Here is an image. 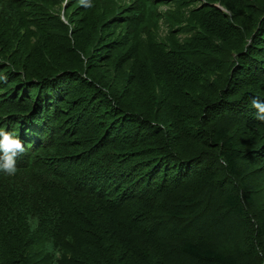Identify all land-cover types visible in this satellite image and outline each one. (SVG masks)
<instances>
[{
  "label": "trees",
  "instance_id": "16d2710c",
  "mask_svg": "<svg viewBox=\"0 0 264 264\" xmlns=\"http://www.w3.org/2000/svg\"><path fill=\"white\" fill-rule=\"evenodd\" d=\"M78 1L0 0V130L25 147L0 264H264V0ZM29 23L56 47L35 77Z\"/></svg>",
  "mask_w": 264,
  "mask_h": 264
},
{
  "label": "rangeland",
  "instance_id": "374dc122",
  "mask_svg": "<svg viewBox=\"0 0 264 264\" xmlns=\"http://www.w3.org/2000/svg\"><path fill=\"white\" fill-rule=\"evenodd\" d=\"M167 1H170V2L169 3L161 4L160 7H159L160 10L163 13L167 12V10H169V9H171L173 7L174 8L177 7V5H175V2L173 0L172 1L171 0H167ZM78 2H80V1H78ZM64 4H65V2H63L62 7L61 6L60 7L57 6L55 9H53V11H54L53 12V15H55L56 17H58V15H59V17L65 23H67L68 20H70V21L73 20V22H74V15H73L74 12L72 11L71 7H65ZM196 4L200 5L201 4V1L195 2V5ZM213 4L216 5V6H218V7H220V8L225 9L223 6H221V4L218 1H214ZM109 5L110 6H114V5L110 4V3H109ZM191 8H192V5L190 7H188V8L186 7V9L184 8L187 17L189 15L188 12H189V10ZM227 12H230V11L227 10ZM73 22H72V24H73ZM31 24H33V23H31ZM31 24H30V33H28V38L26 39V41H22L23 44L22 43L16 44V46H19V45L21 46V48L16 53V58L21 60V57L24 56L23 58L26 59V63H24V64L20 63V65H22V69H24L25 71H28L29 73H31L32 75H34L33 77H35V76H39V74H41L42 72L43 73H45V72L50 73V71H48V70L45 69V65H44L45 58H46V55L47 56L50 55V57L53 56L55 54L54 52H55L56 47L55 46L52 47L51 46L52 44L50 43V41H48V45L49 46L48 47H44V44H43L44 37L42 36V30L43 29L41 27H39L38 24H36V25H34V24L31 25ZM16 26L18 28H23L21 26V24H19V23L16 24ZM172 30H173V26L172 25H170L168 22L167 23L162 22V24L158 28L157 35L156 36L159 37L160 40L161 39L162 40L163 39H166L169 36V32L172 31ZM197 30H199L197 27L196 28H192V29L191 28L190 29L189 28H184V29H182L178 33V38H184L185 36L190 35L191 34V31L195 32ZM24 32L25 31H23V33ZM23 33H22V35H23ZM82 36H84V35H82ZM82 36H80V37L82 38ZM20 38H26V36H20ZM74 38H75V44L77 46V43L78 42L76 41V37L75 36H74ZM250 42H251V38L249 37L247 39V44L246 45H248ZM6 50H9V49H6ZM56 55H59V54L56 53ZM233 55H236V54L233 53ZM59 56L64 57V54L62 53ZM62 57H58L57 56V60H61L59 62L62 65H64V63H63L62 60L63 59L66 60V58H62ZM65 57H67V55ZM72 67H75V66H72ZM37 70H40V71H37ZM36 74H38V75H36ZM105 84H107V83H105ZM73 96H74V94H73ZM245 177L247 178V181L248 182H250V183H253L254 182V179L252 178L251 175L250 176L247 175ZM257 183L260 184V187H262V185L264 186V184H263V176H261L260 181L258 180ZM261 199H262L261 196L257 197V200L258 201H260ZM254 224H255V222H253V220L251 219L250 220V225H248L247 228H246L247 230H245V233H246V235L248 237L250 235H252V233H253V226L255 227ZM241 228H242V225H241V227H238V229H241ZM242 232H244V230H242ZM234 244H236V243H234Z\"/></svg>",
  "mask_w": 264,
  "mask_h": 264
},
{
  "label": "clouds",
  "instance_id": "9594fccd",
  "mask_svg": "<svg viewBox=\"0 0 264 264\" xmlns=\"http://www.w3.org/2000/svg\"><path fill=\"white\" fill-rule=\"evenodd\" d=\"M85 7H91V0H80ZM251 105L256 109V118L264 122V100L251 98ZM25 152L24 143L18 135L11 131L0 130V172L6 176L17 173V157Z\"/></svg>",
  "mask_w": 264,
  "mask_h": 264
}]
</instances>
